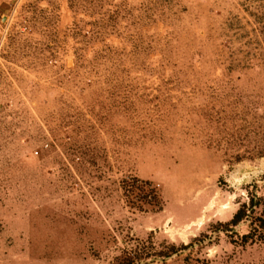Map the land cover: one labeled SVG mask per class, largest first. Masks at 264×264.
Segmentation results:
<instances>
[{"label": "rangeland", "instance_id": "1", "mask_svg": "<svg viewBox=\"0 0 264 264\" xmlns=\"http://www.w3.org/2000/svg\"><path fill=\"white\" fill-rule=\"evenodd\" d=\"M43 1L0 28V264H264L220 228L264 201V0Z\"/></svg>", "mask_w": 264, "mask_h": 264}, {"label": "trees", "instance_id": "2", "mask_svg": "<svg viewBox=\"0 0 264 264\" xmlns=\"http://www.w3.org/2000/svg\"><path fill=\"white\" fill-rule=\"evenodd\" d=\"M121 188L129 206L136 210L146 211L161 207L160 197L149 180L132 178L123 182ZM242 220H247V230L240 235L242 243L264 240V201L249 197L234 211L229 220L220 224V228L232 230V227ZM136 259H139L136 251H128L122 259V264H133Z\"/></svg>", "mask_w": 264, "mask_h": 264}, {"label": "crops", "instance_id": "3", "mask_svg": "<svg viewBox=\"0 0 264 264\" xmlns=\"http://www.w3.org/2000/svg\"><path fill=\"white\" fill-rule=\"evenodd\" d=\"M26 0H0V28L3 26L5 27L6 25V12H8L9 8L13 6V4H20L23 3ZM60 3L59 9L62 10V2L64 0H58ZM46 5V0L43 1ZM2 29V28H1ZM1 29H0V34H1Z\"/></svg>", "mask_w": 264, "mask_h": 264}]
</instances>
